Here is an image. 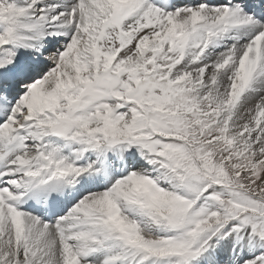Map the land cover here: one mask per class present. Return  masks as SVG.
<instances>
[{
    "label": "snow or ice",
    "instance_id": "obj_1",
    "mask_svg": "<svg viewBox=\"0 0 264 264\" xmlns=\"http://www.w3.org/2000/svg\"><path fill=\"white\" fill-rule=\"evenodd\" d=\"M0 264H264V0H0Z\"/></svg>",
    "mask_w": 264,
    "mask_h": 264
}]
</instances>
